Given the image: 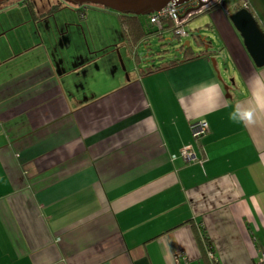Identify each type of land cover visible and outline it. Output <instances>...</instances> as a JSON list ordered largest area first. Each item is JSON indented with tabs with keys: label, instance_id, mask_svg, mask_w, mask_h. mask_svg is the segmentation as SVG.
I'll use <instances>...</instances> for the list:
<instances>
[{
	"label": "crops",
	"instance_id": "0c3cea01",
	"mask_svg": "<svg viewBox=\"0 0 264 264\" xmlns=\"http://www.w3.org/2000/svg\"><path fill=\"white\" fill-rule=\"evenodd\" d=\"M223 2L264 30V0ZM12 5L0 11V264H207L204 252L210 264H257L264 67L231 16L212 9L210 38L194 32L207 57L145 75L158 62L120 70L116 52L135 50L125 38L95 57L82 37H58L68 23ZM236 108L254 123L230 119Z\"/></svg>",
	"mask_w": 264,
	"mask_h": 264
},
{
	"label": "rangeland",
	"instance_id": "374dc122",
	"mask_svg": "<svg viewBox=\"0 0 264 264\" xmlns=\"http://www.w3.org/2000/svg\"><path fill=\"white\" fill-rule=\"evenodd\" d=\"M35 1L38 2L39 0ZM42 1L46 2L47 0ZM48 1L52 2L53 5L59 4V7H62V9L56 13L55 17L50 18V21H54L53 19H57V21L59 22L68 23L67 29H65L64 24H62L61 26L59 25V30L61 31L60 34L57 31L59 38L65 39L67 37H82L85 42H88V46H83L93 48L95 57L99 54L105 55L106 53H112L115 51V49L117 50L120 44L124 45L123 25L121 23L122 19L120 18V15L122 14L110 9L103 8L101 6H72L70 4L64 3L61 0ZM22 2L24 4V0H10L0 6V11H2L4 5H10L13 3L19 4L11 6L17 7L16 9H18L19 7H24L21 5ZM78 9H84L86 11V17L84 18L85 13L82 15L84 19H81L80 17L82 16L78 15ZM13 14L15 15L16 12H14ZM10 16H12V14ZM207 17L208 15L204 14L192 21L188 28L189 36L182 40H178L173 34L168 32L163 34V39L155 34H150L147 37V40L144 43H141V45L137 48L138 54L140 55V57L143 56V59H145V61L149 60L148 62L146 61L147 64H151V61L153 60L155 62H158L159 57H165L167 61L181 59L183 57V46L187 43L191 44L192 50L199 52L200 49L197 48L195 40L192 37V33H194L196 29L199 28L198 26H201L202 28H204L202 30L203 36L206 38H210L208 30L205 29V21H207ZM147 30H149V28H147ZM147 32L150 33L149 31ZM116 53V58L120 63V70H123L126 73V70L133 68L135 63V61L133 62L134 56H130V54L127 53L126 48H122V52H120V55L118 54V52ZM113 55L115 56V54ZM105 61H108V59L106 58ZM105 61L102 60L98 65L100 68L99 71L101 73L100 77H102L100 86L104 83L110 85V83L106 79L108 77L110 79L109 74H107L110 72V69L109 66L103 64V62ZM120 74L121 73H119V75Z\"/></svg>",
	"mask_w": 264,
	"mask_h": 264
},
{
	"label": "water",
	"instance_id": "95a60500",
	"mask_svg": "<svg viewBox=\"0 0 264 264\" xmlns=\"http://www.w3.org/2000/svg\"><path fill=\"white\" fill-rule=\"evenodd\" d=\"M10 0H0V6ZM72 6L94 5L120 14L147 17L161 12L170 5L181 6L190 0H61ZM231 22L244 40V46L257 68L264 67V30L248 9L231 15ZM187 46L189 43L186 44ZM120 55V52L118 51ZM217 67L216 61H213ZM125 69V67H124ZM220 77L219 72L217 71Z\"/></svg>",
	"mask_w": 264,
	"mask_h": 264
},
{
	"label": "trees",
	"instance_id": "16d2710c",
	"mask_svg": "<svg viewBox=\"0 0 264 264\" xmlns=\"http://www.w3.org/2000/svg\"><path fill=\"white\" fill-rule=\"evenodd\" d=\"M215 8H220V7L215 6L212 9H215ZM58 9L60 10V9H62V7L56 6L55 10H58ZM212 9H210L209 11H211ZM209 11H204L202 14L194 16L191 19V23L196 18H198L201 15L206 14ZM77 12H79L80 15H83L85 13V10L84 9H78ZM120 18L122 19V20L121 19L120 20H121V23L123 25L124 38L128 41L129 45L132 46L133 50L135 49L133 51V56H134V61L136 64L139 61H141V57L138 54L137 48L139 45H141V43H144L147 40V37L150 34H155L158 37H160L161 39H163V34L168 32V33L173 34L178 40H182L176 34L175 23L173 21H166L165 23H163L164 24V30H159L156 26H153L151 24L149 16L137 17L134 15L122 14V15H120ZM81 19H83V16L81 17ZM147 28H149V30H147ZM147 31H149L150 33H148ZM192 37L195 40V44H196L197 48L200 49L199 52L192 50L191 44L189 43L188 46L187 45L183 46V51H182L183 57L181 59L167 61L165 59V57H159V59H158L159 61H158L157 65L153 64V65L148 66L146 68H141V72L145 75H152V74H155L157 72L176 67L180 64L191 62V61L198 59L200 57H207L211 52H210V49L209 50L206 49L207 41L205 40V38L203 36L195 34V33H192ZM152 62H155V61L153 60ZM200 243L202 244L201 241H200ZM206 243L208 244V246H210V247L212 246L210 244V240L207 238H206ZM204 253H205L204 257L207 261V264H210L209 260L207 258L206 252H204Z\"/></svg>",
	"mask_w": 264,
	"mask_h": 264
},
{
	"label": "built area",
	"instance_id": "2783aa9c",
	"mask_svg": "<svg viewBox=\"0 0 264 264\" xmlns=\"http://www.w3.org/2000/svg\"><path fill=\"white\" fill-rule=\"evenodd\" d=\"M215 6L220 7L227 16H231V10L223 4V0H190L188 3L181 6L170 5L163 11L150 15V22L159 30H164L163 23L166 21H173L175 23L176 34L181 39H184L189 36L188 28L191 19L196 15L202 14L204 11H209ZM191 132L193 138L200 141L208 132V123L206 121L193 123L191 125ZM189 150L190 148H187L182 152L183 157L187 160L192 159V154ZM208 249V255L213 259L214 255L211 249ZM257 264H264V252Z\"/></svg>",
	"mask_w": 264,
	"mask_h": 264
},
{
	"label": "flooded vegetation",
	"instance_id": "af4514ba",
	"mask_svg": "<svg viewBox=\"0 0 264 264\" xmlns=\"http://www.w3.org/2000/svg\"><path fill=\"white\" fill-rule=\"evenodd\" d=\"M26 2H28L29 4ZM24 3H26L29 11L35 9L36 14H38V16L43 20L53 18L55 14L61 10H55V7L59 6V4L53 5V3L48 0L46 2H43L42 0H39L38 2H36L35 0H24Z\"/></svg>",
	"mask_w": 264,
	"mask_h": 264
},
{
	"label": "clouds",
	"instance_id": "9594fccd",
	"mask_svg": "<svg viewBox=\"0 0 264 264\" xmlns=\"http://www.w3.org/2000/svg\"><path fill=\"white\" fill-rule=\"evenodd\" d=\"M230 119L233 121H245L247 124L254 123L253 120V111L252 110H241L240 108H236L231 114Z\"/></svg>",
	"mask_w": 264,
	"mask_h": 264
}]
</instances>
